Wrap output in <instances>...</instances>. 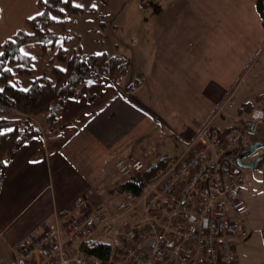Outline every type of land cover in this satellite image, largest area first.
I'll return each instance as SVG.
<instances>
[{
	"label": "crops",
	"instance_id": "crops-1",
	"mask_svg": "<svg viewBox=\"0 0 264 264\" xmlns=\"http://www.w3.org/2000/svg\"><path fill=\"white\" fill-rule=\"evenodd\" d=\"M38 1L0 0V53L19 30L30 31ZM190 1L158 42L143 82L133 86L128 72L122 77L133 96L109 79H90L89 95L68 99L54 124L10 161L0 193V242L7 246L1 264L13 260L15 241L43 223L54 226L58 210L78 199L110 203L103 188L118 175V160L163 158L155 146L165 137L162 126L188 142L226 109L260 61L264 20L257 0ZM114 183L117 190L120 178Z\"/></svg>",
	"mask_w": 264,
	"mask_h": 264
},
{
	"label": "built area",
	"instance_id": "built-area-1",
	"mask_svg": "<svg viewBox=\"0 0 264 264\" xmlns=\"http://www.w3.org/2000/svg\"><path fill=\"white\" fill-rule=\"evenodd\" d=\"M264 112L253 108L243 127L214 130L203 125L180 157L172 159L141 195L93 205L78 199L15 241L4 264H239L237 239L247 212L239 200L246 180L237 152L258 137ZM145 161L120 159L123 180L142 175ZM110 238L109 260L83 254L88 240Z\"/></svg>",
	"mask_w": 264,
	"mask_h": 264
},
{
	"label": "rangeland",
	"instance_id": "rangeland-1",
	"mask_svg": "<svg viewBox=\"0 0 264 264\" xmlns=\"http://www.w3.org/2000/svg\"><path fill=\"white\" fill-rule=\"evenodd\" d=\"M190 3V0H75V5H81L80 7L84 10L95 9L97 13H77L71 17L69 23L71 41L68 45L58 40L54 47L51 46L44 51L41 44L35 42L24 45L21 50L35 59L38 75L41 74L49 60L55 57L60 46L68 49V57L79 51L87 54L106 52L109 55L124 56L130 62L127 77L134 74L133 86H139L143 82L142 73L149 71L150 61L157 51L158 42L166 35L165 30L176 22L180 8L187 7ZM258 15L261 18V15ZM29 30H31L30 26ZM258 62L256 66L253 65L252 69L248 70L241 87L236 90L226 109L220 112L221 115L205 124H209L217 131H224L231 127H243V119L247 113L240 112V109L247 102H254L257 108L263 107V101H256V98L264 97V50ZM25 85H27L26 82ZM117 85L122 91L133 96V90L127 89L122 78L118 80ZM46 117L47 113L37 116L43 127L47 125ZM173 129L179 130V128ZM162 132L165 137L155 145L158 151L157 157L169 159L180 157L190 141L186 142L182 137H176L173 130L167 126H162ZM261 138H264V122L258 137H250L248 144ZM261 151H264V148H261ZM151 160H157V158ZM245 173L246 180L239 193V200L247 209L244 215L245 230L237 239L239 264H263L264 188L262 170H245ZM118 177L120 178L119 175L113 173V178L110 179L112 184L103 188L106 193L105 202L117 201L121 198L114 183L119 182ZM110 241V238H103V242ZM6 254V242H0V264L5 261Z\"/></svg>",
	"mask_w": 264,
	"mask_h": 264
},
{
	"label": "trees",
	"instance_id": "trees-1",
	"mask_svg": "<svg viewBox=\"0 0 264 264\" xmlns=\"http://www.w3.org/2000/svg\"><path fill=\"white\" fill-rule=\"evenodd\" d=\"M37 6L40 13L28 20L31 30H19L1 45L0 193L10 161L25 143L42 135V123L37 119L39 114L47 113L46 121L52 126L68 99L89 95L87 82L90 79L106 78L117 85L130 67L129 60L124 56L109 55L106 52L86 54L79 51L68 57V49L60 46L41 74H36L35 59L29 54L25 55L22 47L38 42L46 51L49 47H54L58 40L68 45L71 41V17L77 13H97L95 9L84 10L77 7L75 0H39ZM256 100L264 103L263 96ZM254 107L253 102H248L240 112L248 113ZM230 129L235 130L237 127ZM142 160L145 161L143 174L128 180L121 178L117 187L120 194L141 195L145 183L155 180L171 161L164 157ZM98 241L92 239L85 242L82 246L83 254L98 260H109L111 245Z\"/></svg>",
	"mask_w": 264,
	"mask_h": 264
},
{
	"label": "water",
	"instance_id": "water-1",
	"mask_svg": "<svg viewBox=\"0 0 264 264\" xmlns=\"http://www.w3.org/2000/svg\"><path fill=\"white\" fill-rule=\"evenodd\" d=\"M256 10H257L258 14L261 15V18L264 19V0H257ZM139 77H141V76H139ZM263 111H264V105H263ZM261 148H264V143H262V142H255V143L251 144L246 150H244L242 153H240L238 155V157H237L238 164L243 169L256 170L257 164L260 161L261 157L257 158L253 162H249V163L245 162V159L252 156L258 150H261ZM262 182H263V188H264V166L262 168Z\"/></svg>",
	"mask_w": 264,
	"mask_h": 264
},
{
	"label": "flooded vegetation",
	"instance_id": "flooded-vegetation-1",
	"mask_svg": "<svg viewBox=\"0 0 264 264\" xmlns=\"http://www.w3.org/2000/svg\"><path fill=\"white\" fill-rule=\"evenodd\" d=\"M255 142H262L264 143V138H261V139H257ZM249 147V145L247 147H241L239 150H238V154L242 153L244 150H246L247 148ZM261 157L260 161L258 162L257 164V167L256 169H261L263 168L264 166V151H261V150H258L257 152H255L252 156H250L249 158H246L245 159V162H253L254 160H256L257 158Z\"/></svg>",
	"mask_w": 264,
	"mask_h": 264
},
{
	"label": "snow or ice",
	"instance_id": "snow-or-ice-1",
	"mask_svg": "<svg viewBox=\"0 0 264 264\" xmlns=\"http://www.w3.org/2000/svg\"><path fill=\"white\" fill-rule=\"evenodd\" d=\"M65 2H67V0H65ZM77 7H80L81 5H76ZM93 7H95V5H93ZM23 51V50H22ZM0 55H3V53H0ZM25 55H27V53H25ZM10 71V69H9ZM0 91H2V89H0Z\"/></svg>",
	"mask_w": 264,
	"mask_h": 264
}]
</instances>
